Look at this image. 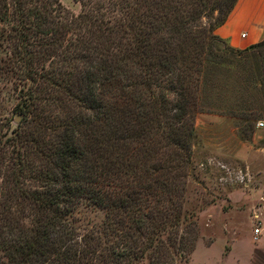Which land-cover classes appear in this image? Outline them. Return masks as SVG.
I'll list each match as a JSON object with an SVG mask.
<instances>
[{"label":"trees","instance_id":"1","mask_svg":"<svg viewBox=\"0 0 264 264\" xmlns=\"http://www.w3.org/2000/svg\"><path fill=\"white\" fill-rule=\"evenodd\" d=\"M77 1L82 12L67 24L58 0H0V22L16 21L22 40L23 31L34 28L48 36L43 48L74 63L71 75L52 80L29 68L35 56L25 46L17 49L25 78L50 81L85 107L50 126L37 115L41 88L23 95V124L0 142V264H168L169 255L184 260L185 238L177 235L184 190L176 189L169 164H149L159 135L181 150L188 147L182 136L174 139L171 125L158 123L160 110L148 106H165L157 94L162 89L190 96L194 75L205 88L229 58L259 57L264 41L213 52V44L224 42L214 32L237 0ZM216 11L218 22L203 28V18ZM55 18L61 26L49 31ZM257 78L264 80L260 70ZM248 80L239 77L245 87ZM87 119L97 123L90 132ZM84 202L105 210L99 226L77 225L74 214Z\"/></svg>","mask_w":264,"mask_h":264},{"label":"rangeland","instance_id":"2","mask_svg":"<svg viewBox=\"0 0 264 264\" xmlns=\"http://www.w3.org/2000/svg\"><path fill=\"white\" fill-rule=\"evenodd\" d=\"M58 1L64 10L63 19L55 18L49 24V31L61 26L58 19L69 24L72 15L78 16L82 12L77 0ZM206 1L211 5L212 0ZM218 18L217 11L212 18H203V28L209 29L218 22ZM16 25L13 20L0 22L4 29L0 38L1 143L12 137V131H17L18 125L23 124L18 113L23 102L21 99L27 90H34L37 86L41 88L37 115L51 121L48 125H57L60 120L80 111L85 113V107L51 85L50 81L38 79V82H33L25 78L18 54L25 46H29L35 56L29 68L39 75L49 74L52 80L61 82L71 75L75 71L72 68L74 63L64 60L61 51L55 53L54 48H43L44 37L48 36L34 28L23 31L26 38L22 40L13 29ZM72 38V32L68 31L67 39L71 41ZM212 49L216 54L229 53L226 42H217ZM262 51L254 59L249 53L244 59L229 58L224 65L218 66L220 70H213L205 88L197 82L199 77L194 75L190 96L185 98L169 94L165 89L159 90V101L165 106H148L149 109L160 110L162 114L158 123L171 125L176 130L174 139L182 136L188 147L181 150L175 144L177 141L167 142L159 135L151 152L153 159L149 167L169 164L174 177H177L176 189L184 190V222L177 228V235L185 238L182 245L186 247V258L181 260L169 255L164 260L168 264L173 259L174 264H227L225 259L235 244L246 245L250 237L252 248L264 245V80L257 78L259 70L264 74ZM65 53L69 57L73 55ZM246 75L249 77L248 87L239 81V77ZM87 120L84 129L90 132L97 123ZM48 131L45 130V134L50 137L51 132ZM74 218L79 227L91 229L104 221L105 210L84 202ZM259 223L263 231L255 240L253 231L260 227ZM259 253L258 250L253 253L252 264H260L264 260ZM133 264H148V261L138 260Z\"/></svg>","mask_w":264,"mask_h":264},{"label":"crops","instance_id":"3","mask_svg":"<svg viewBox=\"0 0 264 264\" xmlns=\"http://www.w3.org/2000/svg\"><path fill=\"white\" fill-rule=\"evenodd\" d=\"M215 35L234 50H245L264 41V0H237L225 22L215 30ZM262 231L263 227L256 240ZM256 248L251 247L249 237L246 245L235 244L225 261L227 264H252L255 251L264 258V245ZM260 264H264V260Z\"/></svg>","mask_w":264,"mask_h":264},{"label":"built area","instance_id":"4","mask_svg":"<svg viewBox=\"0 0 264 264\" xmlns=\"http://www.w3.org/2000/svg\"><path fill=\"white\" fill-rule=\"evenodd\" d=\"M245 35H243L244 37ZM258 126H261V124L259 123ZM260 226V223L258 224ZM260 231H261V228L260 227H256L255 230H254V239L256 240L257 239V236L260 234Z\"/></svg>","mask_w":264,"mask_h":264}]
</instances>
